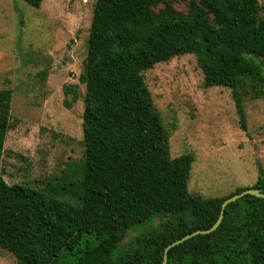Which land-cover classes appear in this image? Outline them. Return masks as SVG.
<instances>
[{
    "label": "trees",
    "instance_id": "16d2710c",
    "mask_svg": "<svg viewBox=\"0 0 264 264\" xmlns=\"http://www.w3.org/2000/svg\"><path fill=\"white\" fill-rule=\"evenodd\" d=\"M22 1L38 8L43 0ZM188 54L207 85L232 90L245 128L241 90L249 81L264 95L256 62L264 59V4L198 0L181 14L169 0H96L79 78L86 89L79 171L41 189L9 185L0 170V251L19 264H163L170 244L210 229L224 201L249 189L192 195L193 157L170 158L144 73ZM11 102L12 91L1 90L0 167ZM252 189L264 193L262 168ZM141 226L150 230L121 249L127 232ZM167 264H264V199L229 204L217 230L170 249Z\"/></svg>",
    "mask_w": 264,
    "mask_h": 264
},
{
    "label": "rangeland",
    "instance_id": "374dc122",
    "mask_svg": "<svg viewBox=\"0 0 264 264\" xmlns=\"http://www.w3.org/2000/svg\"><path fill=\"white\" fill-rule=\"evenodd\" d=\"M169 1L181 14L198 2ZM95 3L43 0L34 8L22 0H0V91H12L0 170L9 185L55 188L79 171L86 91L79 78ZM256 62L264 71V59ZM144 77L169 135L170 158L194 159L189 192L210 199L254 187L264 170V95L255 85L248 81L241 90L243 128L232 90L207 85L195 55L157 64ZM69 87L75 90L67 93ZM149 230H129L120 248L133 246ZM0 264L19 263L1 250Z\"/></svg>",
    "mask_w": 264,
    "mask_h": 264
},
{
    "label": "water",
    "instance_id": "95a60500",
    "mask_svg": "<svg viewBox=\"0 0 264 264\" xmlns=\"http://www.w3.org/2000/svg\"><path fill=\"white\" fill-rule=\"evenodd\" d=\"M246 195H251V196H255V197H258V198H262V199H264V193H263L262 191L257 190V189H252V188L246 189V190L243 191L242 193L237 194V195H234V196H232V197L226 199V200L224 201V203L222 204V206H221V214H220V216H219L217 222H216V223H215L210 229H208V230L196 231V232H194V233H192V234H189V235H187V236L181 238L180 240H177L176 242L170 244V245L166 248V250H165V255H164V261H163V264H167V253H168V251H169L170 249H172V248H174V247H176V246H178V245L183 244L185 241H187V240H189V239H191V238H193V237H195V236L211 234L212 232H214L215 230H217V228L220 226V224L222 223V220H223V218H224V210L226 209V207H227L229 204H231V203H233V202H235V201L241 199L242 197H244V196H246Z\"/></svg>",
    "mask_w": 264,
    "mask_h": 264
}]
</instances>
